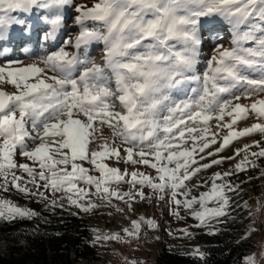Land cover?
<instances>
[{"label":"snow or ice","instance_id":"1","mask_svg":"<svg viewBox=\"0 0 264 264\" xmlns=\"http://www.w3.org/2000/svg\"><path fill=\"white\" fill-rule=\"evenodd\" d=\"M70 5L72 0H0V57L13 45L32 42V24L24 14H38L40 9L45 10L39 18L45 26L44 42L49 44V51L35 63L13 67L21 62L0 60V85L13 89L0 90V191L15 189L47 203L50 190L53 196L62 193V199L78 211L89 212L96 207L92 195L127 203L146 199L143 189L149 188L168 195L177 208L183 207L197 221L196 227L230 217L228 208L234 206L228 193L239 191L229 180L233 170L213 173L210 190L199 195H193L185 182L202 170L235 162L241 151L247 153L253 147L259 149L251 152L257 159L245 155L235 163V174L264 158V98L252 100L250 106L240 103L242 98L264 96V0H95L91 7H75L76 35L56 47L68 27L64 9ZM214 19L230 26L232 47L216 44L207 71L189 77L197 63L203 29L210 28ZM215 39L222 38L217 34ZM94 43L104 46L102 65L84 55ZM69 47L76 51L70 52ZM190 79L200 84L192 89L196 95L177 102L173 90L182 92ZM226 117L228 123H224ZM252 117L257 122L234 130L238 122ZM213 119L218 129L228 130L222 142L215 133L207 135ZM104 126L112 142L105 137L95 151L92 145L98 132L104 135L100 131ZM253 134L262 139L232 156L203 164L194 156L199 153V160H206L220 155L234 140L251 139ZM213 144H218L215 152L205 154ZM18 157L31 161V166ZM113 158L126 167L146 166L157 176L121 171L106 162ZM122 186L129 191H120ZM165 195L157 198L163 200ZM36 215L34 210L0 199V221ZM142 223L133 222L132 231L124 233L138 236ZM146 224L155 227L151 220ZM103 239L115 242L121 236ZM197 253L202 260L203 253L199 249ZM237 264L255 261L241 256Z\"/></svg>","mask_w":264,"mask_h":264},{"label":"rangeland","instance_id":"2","mask_svg":"<svg viewBox=\"0 0 264 264\" xmlns=\"http://www.w3.org/2000/svg\"><path fill=\"white\" fill-rule=\"evenodd\" d=\"M95 3V0H72V5L66 6L64 9L65 21L68 25L65 30V34H62L59 40L56 42V47L64 46L61 41L68 38V36L74 37L76 35L77 26L74 23V17L77 15L75 12V7L83 5L84 7H91ZM45 10L40 9L38 14L28 15L25 18L32 22L36 19L38 23H42L39 17L44 15ZM204 19V18H202ZM243 29V26H242ZM211 33V36L209 35ZM219 35L222 39H215L216 35ZM232 30L229 25L222 23L219 20L214 19L210 28L203 29L202 43L199 49V54L197 56V63L195 69L192 73L187 74L191 76H202V74L207 71L208 60L211 59L213 55H216L214 46L216 44H222L224 48L232 47ZM40 41L37 44L27 43L23 46H11L8 52L10 56L0 57V60H18L20 64H14L13 67L25 66L27 64L37 62L38 58L43 56L49 49L47 48V43L44 42V31H40L39 36ZM248 47V44L244 45ZM70 52H75L74 48L69 47ZM104 46L102 43L93 44L88 49L87 56L93 63L103 64L104 60ZM83 58V57H82ZM107 71V70H106ZM111 87L115 88L114 78L111 80ZM200 84L194 79H190L186 84L182 85L183 91L179 92L173 90L172 96L179 102L180 100L190 99L196 95L192 89H198ZM0 90L13 91L11 86L5 88L0 85ZM264 98V96L253 97L252 99H241L240 103L242 105H249L252 100ZM118 104V101H116ZM229 120L226 117L224 123H228ZM257 122L254 117L249 118L245 122H238L234 126V130H242L243 127L251 126L252 123ZM191 123V122H189ZM209 132L207 135L212 136L213 133L216 134L218 142H222L223 136L227 135V129H218L217 121L215 119L208 122ZM100 131L103 132V136L99 134L96 135L95 143L92 145V149L99 151L98 145L103 142L104 138L107 137L109 143L111 144V132L104 126ZM262 139L259 134H253L252 138L247 137L239 138L234 140L231 145L220 155L208 157L206 160H199V156L202 154L194 153V156L199 161L200 164L209 163L212 159H220V156L228 157L232 156L233 152L237 149H244L246 145H251L253 140ZM119 143V141H117ZM188 147H191V141H188ZM218 144H213L209 149L205 150L207 152H215ZM259 149L253 147L249 152L245 153L241 151L239 156L236 157L235 162H225L221 165L213 166L207 170H202L197 173L190 181L185 183L189 188L192 189L193 195H199L203 191L210 190V177L213 173L220 172L223 173L228 170H233L234 174L229 178L230 182L239 190L236 192L228 193L230 197V205L235 206L240 199L243 200V209L241 210V227L244 230V235L249 243L252 245L251 250L247 253L246 257L254 258L255 264H264V158L257 160L255 167H249L247 170L235 174V163H238L245 155L248 156L249 160H256L257 158L251 155V152L258 151ZM121 155L123 152L121 151ZM21 163H29L31 166V161H26L24 158H17ZM109 166L118 167L121 171H140L146 174L156 177L157 173L155 170L147 168L146 166H138L136 168L126 167L123 163L116 164L115 158L112 160H106ZM86 168H91L86 162L84 163ZM198 165H193L196 167ZM70 170V168H69ZM19 174V173H18ZM93 176H98V173L91 172ZM128 180L131 179L130 175L127 177ZM208 181V184H205ZM2 182V181H0ZM219 183V181H217ZM200 185V187H196ZM79 187H86L83 183L78 184ZM122 192L129 191L128 186H122L120 189ZM138 190V189H136ZM44 191V189H41ZM91 191L94 192V189ZM146 199L141 200L136 198L133 201L125 202V200H117L112 198L110 201L107 199H101L97 195L91 196V202L96 205L91 211L83 212L78 211L75 207L70 206L66 199H62V193H56L53 196L52 192L49 190L46 192L47 200L49 203H61L65 207L72 208L83 215L88 224V229L92 234V245L96 247L98 255L101 257L103 264H155V259L160 249L163 246L177 244H187L191 251L196 253L198 248V237H205L212 224L208 227H196L197 221H194L188 212L185 211L183 207L177 208L172 202H170L169 196L164 193H154L149 188L143 189ZM158 195H165V199H158ZM21 194L17 193L15 189H10L9 192L0 191V199H8L13 203L21 207H27L25 204L20 202ZM240 197V198H239ZM181 200L182 196L179 197ZM234 202V203H233ZM241 202V201H240ZM236 208V206H235ZM234 209L232 207L228 208V211ZM178 212L179 215H173V212ZM147 220H151L155 227H149L146 224ZM144 221L141 225V230L139 235L129 236L124 233V230L132 231L133 222ZM112 235L121 236L119 241L105 240L103 237H108ZM100 237V238H98ZM79 264H86L80 262Z\"/></svg>","mask_w":264,"mask_h":264},{"label":"trees","instance_id":"3","mask_svg":"<svg viewBox=\"0 0 264 264\" xmlns=\"http://www.w3.org/2000/svg\"><path fill=\"white\" fill-rule=\"evenodd\" d=\"M20 202L38 215L0 221V264H103L91 243L87 220L78 211L61 203L53 205L48 200L44 203L24 196ZM243 203L242 199L235 202L230 217L212 223L209 232L215 230L216 234L198 237L202 260L187 244L175 243L160 249L155 264H237L252 248L240 229L238 214L241 215Z\"/></svg>","mask_w":264,"mask_h":264},{"label":"bare ground","instance_id":"4","mask_svg":"<svg viewBox=\"0 0 264 264\" xmlns=\"http://www.w3.org/2000/svg\"><path fill=\"white\" fill-rule=\"evenodd\" d=\"M14 15H16V14H14ZM24 15H25V17L28 16L27 14H24ZM33 21H34L35 25H33V28H31L30 31L33 32V40H32L31 43H33L35 45V44L38 43L37 42V37H38V41H40V39H39L40 31H42V32L45 31V26H44L43 23H38V21L35 20V19ZM13 35L14 36L16 35V30L15 29H13ZM13 46L15 47V46H20V45L16 44V45H13ZM47 48L49 49V44L48 43H47ZM10 53L11 52H8L4 57L10 56Z\"/></svg>","mask_w":264,"mask_h":264}]
</instances>
